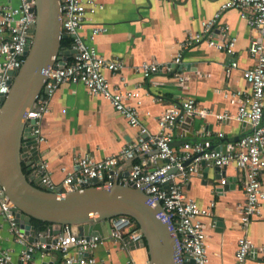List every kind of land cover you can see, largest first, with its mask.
<instances>
[{
  "label": "built area",
  "instance_id": "2783aa9c",
  "mask_svg": "<svg viewBox=\"0 0 264 264\" xmlns=\"http://www.w3.org/2000/svg\"><path fill=\"white\" fill-rule=\"evenodd\" d=\"M35 7V0H4L0 3V111L11 89L10 81L21 69L27 47L35 35ZM103 7L104 4L99 0H62L63 29L67 34V42L63 43L62 50L75 49L76 53H70L64 62L60 60L50 68L45 84L48 90L43 91L27 114L25 127L30 129L29 133L35 136L40 147L47 138L43 131V119L50 113L51 100L56 91L63 83H83L90 93L108 99L132 126L139 127V135L120 152L102 159L91 154L77 157L72 167H61L63 177L60 181L53 178L47 160L41 157L36 161L30 153V160L25 163L28 177L32 181L37 179L45 189L72 191L82 188L93 178L102 183L114 180L117 178L116 169L122 162L157 148L158 151L150 158L156 164L152 169L146 167L147 161L134 162L127 172L119 176V180L138 187L146 185V193L162 203L178 231L185 264H211L207 239L210 227H215L216 223H208L206 219L212 218L215 203L202 206L187 194L185 186L192 176L198 174L203 160L211 167L220 166L222 172L228 165L234 164L241 173L245 195V202L240 206V229L243 234L238 239L234 264H248L259 248L246 232L250 224L261 219L264 214V0H226L213 17L201 21L199 30L189 31L179 42L174 65L172 62L145 61L139 67L146 78L168 71L182 83L187 77L176 67L182 64L187 50L207 43L234 57L238 37L231 33V27L223 15L229 9L240 12L253 31L249 53L254 64L243 71L248 88L232 90L226 95L238 100L234 118L244 125L246 132L239 140L222 142L212 149L202 140H186L180 147L174 146V130L190 124V118L198 113L195 99L183 100L167 107L158 118L159 132L156 134H150L141 123L138 107L130 102L140 96L139 90L113 86L107 75V72L120 73L125 67L124 60L120 57L106 58L92 43L100 33L107 31L105 25L90 21V16ZM88 24H91V28L89 34L85 35ZM61 55L66 56V53ZM238 67L239 62L232 58L226 66L227 74L231 75ZM10 72H13L12 76ZM200 113L204 114V111ZM232 117L228 111L217 114L219 121ZM218 136L223 138L225 134L219 132ZM158 159L165 161L160 164ZM189 160L191 162L185 164ZM174 167H178V171L168 174ZM217 180L220 189L229 182L226 172L225 176ZM13 207V202L8 197L3 198L0 191L1 215L9 223V230L15 240L25 246L21 256L23 264H33L35 252L45 257L58 250L67 264H101L94 251L104 241L103 237H80L73 232L72 225L66 223L63 237L57 242L29 243L16 221ZM111 225L112 233L109 236L120 242L124 249L130 250L132 244L139 243L144 237L141 227L129 215L114 216ZM39 235L41 237L43 234ZM11 259L12 251L9 249L0 254V264H8ZM128 264L138 263L131 258Z\"/></svg>",
  "mask_w": 264,
  "mask_h": 264
},
{
  "label": "crops",
  "instance_id": "0c3cea01",
  "mask_svg": "<svg viewBox=\"0 0 264 264\" xmlns=\"http://www.w3.org/2000/svg\"><path fill=\"white\" fill-rule=\"evenodd\" d=\"M99 1L104 7L92 14L90 21L105 25L107 31L100 33L92 43L106 58L124 60L125 67L120 73L107 72V75L113 86L139 90L140 96L130 102L138 107L141 123L150 134L159 132L158 118L167 107L187 99L197 101L198 113L190 118V124L174 130V146L180 147L186 140H202L210 147L223 142L219 132L230 140L246 132L244 125L234 118L238 100L226 95L232 90L248 88L243 71L254 64L249 53L253 31L237 9H229L223 15L231 33L238 37L234 57L207 43L199 44L187 50L182 64L177 65L176 69L187 77L179 83L168 71L146 78L139 67L145 61L173 64L179 42L189 31L199 30L201 21L213 17L226 0ZM90 28L88 24L85 35ZM232 58L239 62V67L228 75L226 66ZM224 111L233 117L219 121L217 114ZM139 130L108 99L93 95L83 83H63L52 97L50 113L43 119L47 138L39 150L42 159L49 162L53 178L60 181L62 166L72 167L81 155L91 154L102 159L116 154L138 137ZM155 153L156 148H153L122 162L116 169L117 177L127 172L134 162L147 161L146 167L152 169L156 164L150 158ZM224 170L228 180L235 179L233 188L221 190L218 187L214 167L210 168L207 179L196 174L185 186L187 194L202 206L215 203L212 218L206 219L208 223H216L215 227H210L207 239L211 264H234L238 239L243 234L240 229V206L245 202L242 176L234 164ZM246 233L259 248L248 264H264V214L250 224ZM101 237L104 241L94 251L101 264H128L131 258L138 264H149L147 247L122 248L120 242L108 235L105 225ZM24 247L15 240L0 211V254L9 249L12 259L8 264H23ZM32 263L67 264L55 253L43 257L37 252Z\"/></svg>",
  "mask_w": 264,
  "mask_h": 264
},
{
  "label": "water",
  "instance_id": "95a60500",
  "mask_svg": "<svg viewBox=\"0 0 264 264\" xmlns=\"http://www.w3.org/2000/svg\"><path fill=\"white\" fill-rule=\"evenodd\" d=\"M35 1V35L27 47L21 69L10 81L11 89L0 111L1 196L8 197L15 205L12 211L29 243L57 242L63 237L66 223H70L73 232L80 237L102 236L104 225L110 235L111 219L117 215H129L140 225L144 235L139 243L131 245V249L147 247L151 264H185L174 221L162 203L146 193V185L138 187L122 183L119 177L106 183L93 178L82 188L52 191L45 189L37 179L32 181L28 177L25 163L30 160L29 154L32 153L34 160L38 161L41 153L35 136L25 127L27 114L43 91L48 90L45 84L50 68L60 60L64 62L70 53H76L75 49L62 50L63 40L67 38L63 29L62 0ZM63 52L66 56L61 55ZM10 73L12 76L13 72ZM241 136L220 140L237 141ZM27 138L30 140L24 142ZM158 161L162 164L165 160ZM210 168L203 160L198 175L207 179ZM214 169L217 179L225 176L220 166L216 165ZM177 171L178 167H174L168 174ZM229 181L222 189L235 186V179ZM34 218L48 223L47 230L40 232L41 237L33 223ZM55 255L62 258L60 250Z\"/></svg>",
  "mask_w": 264,
  "mask_h": 264
},
{
  "label": "trees",
  "instance_id": "16d2710c",
  "mask_svg": "<svg viewBox=\"0 0 264 264\" xmlns=\"http://www.w3.org/2000/svg\"><path fill=\"white\" fill-rule=\"evenodd\" d=\"M67 42V40H63V43ZM25 171H26V168H25ZM33 223L36 225L37 229L39 232H42V231H46L47 230V226H48V223L46 222H43L39 219H33ZM137 223V222H136ZM137 225L140 227V225L137 223Z\"/></svg>",
  "mask_w": 264,
  "mask_h": 264
}]
</instances>
